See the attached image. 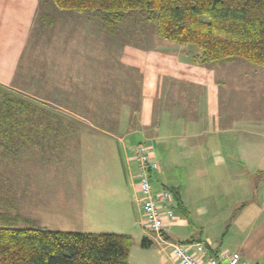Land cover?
<instances>
[{
    "label": "rangeland",
    "instance_id": "374dc122",
    "mask_svg": "<svg viewBox=\"0 0 264 264\" xmlns=\"http://www.w3.org/2000/svg\"><path fill=\"white\" fill-rule=\"evenodd\" d=\"M0 11V68L16 62L15 75L0 76V84L30 95L35 105L52 106L75 123L68 136L48 135L42 142L30 133L34 143L17 138L10 152L0 144L1 210L50 230L93 232V219L98 218L113 233L112 225L118 223L114 228L125 230L131 240L129 264H158L165 256L159 245H143L152 235L139 225L130 174L113 152L112 141L129 130L123 108L127 102L137 115L139 75L148 71L159 38L155 23L135 11L110 27L112 31L103 25L102 11H60L48 0H42L36 15L19 3L18 9L9 5ZM47 12L52 22L43 23L40 16ZM15 45L19 60L13 57ZM186 46L189 55L188 48H196ZM257 181L264 182V173ZM6 200L10 203L2 206ZM224 246H232L231 237Z\"/></svg>",
    "mask_w": 264,
    "mask_h": 264
},
{
    "label": "crops",
    "instance_id": "0c3cea01",
    "mask_svg": "<svg viewBox=\"0 0 264 264\" xmlns=\"http://www.w3.org/2000/svg\"><path fill=\"white\" fill-rule=\"evenodd\" d=\"M11 1L0 0V8L11 5L18 9L19 3L35 15L42 2ZM45 5L48 9L49 2ZM159 38L149 55L148 71L139 75L137 115L133 116L127 102L123 108L128 110L129 130L112 140L113 152L130 174L129 187L140 220L143 208L134 149L144 143L153 148L160 164L151 177L154 191L171 193L168 205L175 217L166 220L165 238L190 244V251L202 264L211 258L227 264L224 252H240L244 264H264V182L257 181L258 174L264 173V68L242 59L201 63L194 60L196 48H188L189 55L186 45ZM15 47L13 57L19 60L20 49ZM8 48L4 50L11 53ZM15 67L13 62L0 68L10 71L0 72V76L15 75ZM173 190L179 192V199ZM110 209L113 211L112 205ZM109 222L112 225L111 219ZM93 223V232L109 231L102 220L95 218ZM114 227L120 225H112L113 233L126 234ZM227 236L231 247L224 246ZM147 238L159 245V254L165 256L158 264L164 260L180 264L169 245L153 236ZM198 244L205 247L206 254L196 249Z\"/></svg>",
    "mask_w": 264,
    "mask_h": 264
},
{
    "label": "trees",
    "instance_id": "16d2710c",
    "mask_svg": "<svg viewBox=\"0 0 264 264\" xmlns=\"http://www.w3.org/2000/svg\"><path fill=\"white\" fill-rule=\"evenodd\" d=\"M48 1L60 11H102L103 25L112 31L110 27L136 11L155 23L156 35L161 39L194 45L195 61L242 59L264 66V0ZM51 18V14L44 13L41 21L49 22ZM23 94L0 84V144L6 151L13 149L17 138L30 143L34 135L43 142L48 135L68 136L74 131L71 117L66 121L68 118L52 106L35 105L30 95ZM173 191L179 199V192ZM9 203L6 200L2 206ZM30 222L0 206V264H129L131 240L127 234L50 230L29 226ZM152 244L144 238L145 247Z\"/></svg>",
    "mask_w": 264,
    "mask_h": 264
},
{
    "label": "built area",
    "instance_id": "2783aa9c",
    "mask_svg": "<svg viewBox=\"0 0 264 264\" xmlns=\"http://www.w3.org/2000/svg\"><path fill=\"white\" fill-rule=\"evenodd\" d=\"M134 160L138 165L139 201L143 208L139 225L147 230L156 241L169 245L172 255L180 264H202L196 255L190 251V244L174 242L166 239L163 235L166 220L173 219L175 212L168 205L171 200L170 191L163 190L157 193L154 191L151 177L153 172L160 170V164L154 157L153 148L144 143L138 144L134 149ZM196 249L206 254L205 247L202 244H198ZM222 257L227 260V264H244L240 252H224ZM208 264H220V262L215 258H211Z\"/></svg>",
    "mask_w": 264,
    "mask_h": 264
},
{
    "label": "water",
    "instance_id": "95a60500",
    "mask_svg": "<svg viewBox=\"0 0 264 264\" xmlns=\"http://www.w3.org/2000/svg\"><path fill=\"white\" fill-rule=\"evenodd\" d=\"M227 263V262H226Z\"/></svg>",
    "mask_w": 264,
    "mask_h": 264
}]
</instances>
